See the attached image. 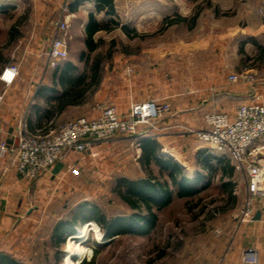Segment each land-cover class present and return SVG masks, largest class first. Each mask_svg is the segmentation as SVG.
I'll use <instances>...</instances> for the list:
<instances>
[{"label":"rangeland","instance_id":"obj_1","mask_svg":"<svg viewBox=\"0 0 264 264\" xmlns=\"http://www.w3.org/2000/svg\"><path fill=\"white\" fill-rule=\"evenodd\" d=\"M65 2L66 0H0V61H17L23 53L44 56L53 38L55 22L63 18L62 7ZM112 7L113 12L103 17L104 27L95 34L97 48L91 53H85L83 59L78 60L81 41L73 37V33L72 37L69 33L67 57L59 61L60 69L56 74L59 78L63 62L70 61L73 68L67 73L75 81H70L73 84L66 86L59 83L57 88L54 86L51 93L46 95L47 99L42 98L44 103L41 101L40 104L48 119L40 126L56 127L61 122L78 116H93L96 114L93 107L98 102L114 105L108 93L112 94L115 90L128 92L129 89V77L134 71L135 62L134 58H130V53H163L160 32L168 26L165 20L185 18L184 26L179 23L171 24L170 37L180 32L183 39L189 41L199 35L208 36L212 29L224 30L227 25L240 23L247 18L259 30L257 37L264 46V0H114ZM159 18L161 23L153 27L152 23ZM135 21L143 25L139 28L141 31L146 29L144 23L150 24L147 32H139L143 37H136L133 31L127 35L122 29L123 26L134 29ZM194 25L196 27L193 29ZM187 28H190L188 33ZM97 60L99 67L93 69L92 64ZM51 75L52 71L49 69L47 76L39 83L43 87L50 85ZM34 81L37 82V79ZM102 82L104 89L101 92L99 88ZM2 83L0 80V88ZM103 92L106 94L104 97ZM37 102L38 100L34 101L32 108H35L33 106ZM129 105L125 113H120L121 117L129 111ZM13 137L7 141L12 142L15 139ZM121 138L135 140L125 136ZM2 139L5 138L0 136V140ZM196 143L194 142L195 145H200L199 153L186 152L179 157L181 162L175 160L183 170V175L195 182L192 188L194 192L185 197H178L173 192L170 202L155 210L157 221L152 231L143 235L117 236L101 247L95 264H214L221 256L231 253L242 226L236 216L243 206L246 185L241 173L231 166L228 154L213 150L198 141ZM103 146L95 150L96 155L89 164L86 160L80 166L81 170L85 168V175L79 171L80 178H76V174H70V181L62 177L61 181H54L50 186L43 187V193L52 195L56 202L29 201V206L33 205L30 208L32 218H26L28 220L25 225L35 224L36 228L45 225L44 230H48L53 218L66 215L74 207L71 206L74 201H93L109 216L125 215L131 211L115 191L117 179H135L147 174L142 168H137L139 165L134 164V150L129 152L131 161L125 162L126 159H122L124 150L122 155L108 150L102 156ZM262 153L264 157V150ZM204 155L212 157L210 164L216 168L207 170L202 167ZM214 156L221 157L224 163L228 162L226 171L223 172L222 167L213 159ZM5 167L6 163L0 161V191L4 175L8 172ZM151 169L155 178L163 180L167 177L159 173L156 164H152ZM35 180H24L26 193L30 194L31 199H34L35 192L38 193L35 191L38 189ZM57 195H61L59 200ZM65 196L69 198L65 200ZM34 205L41 208L34 209ZM95 237V233L91 231L88 241L92 243ZM72 242L74 246L80 243ZM65 247L66 245H62L63 249ZM28 250L30 251L23 256L26 264H64L62 261L55 262L54 250L46 242ZM73 257H69L71 264H75Z\"/></svg>","mask_w":264,"mask_h":264},{"label":"crops","instance_id":"obj_2","mask_svg":"<svg viewBox=\"0 0 264 264\" xmlns=\"http://www.w3.org/2000/svg\"><path fill=\"white\" fill-rule=\"evenodd\" d=\"M177 9L180 10V7ZM68 10L71 14L69 33L71 37L73 33V37L81 41V49L78 52L80 53L78 60H80L81 53L86 52V26L89 17L92 16L97 22L102 23L103 17L107 13L113 12V7L108 8L98 0H69ZM160 20V18L157 19V22L152 23V26L159 25ZM183 23L179 22L182 25ZM144 26L146 29L141 31L139 28H142L143 25L135 21L136 37H143V34L139 35V32L149 30L148 22L144 23ZM194 27L196 25L193 26V29ZM170 29L171 24L161 30V34L159 33L162 37L161 52L163 53H130V58H134L135 62L134 71L129 77L128 92L115 90L114 93L109 92L108 95L119 113H125L130 102L156 97L166 99L170 104L171 112L160 124L168 127L165 130H150V128L145 130L151 136L149 138L154 139L157 143L156 151L158 153L181 162L179 157L183 153L193 151L195 154L200 150V145H195L198 140L186 133L184 128L202 127L204 125L203 115L206 111L214 108L232 114L240 102H249L254 99L264 103V46L261 39L257 37L259 30H256V27L247 18L240 23L227 25L221 31L212 29L213 31L211 30L208 36L199 35L189 41L184 40L180 32L170 37ZM189 29H186L187 33L190 31ZM13 63L19 64L16 79L9 85L2 83L0 88V93H3L0 103V136L5 138L0 141L9 140L12 136L16 141L17 127L21 122H24L29 130H34L44 124L48 116L43 111L40 102L44 103L43 99L48 98L46 95L51 93L54 86L57 88L56 86L59 85L57 72H55L57 68H52L53 70L47 68L45 55L23 53L17 61H0V70L5 65ZM70 64L72 63L70 62ZM49 69L52 71L51 84L43 87L39 82L47 76ZM241 71L252 73L255 76L254 82H230L228 80L229 74ZM34 79H37V82ZM114 81L117 80L114 79ZM100 87L102 92L103 82ZM102 95L104 97L106 94L103 92ZM37 100L38 102L33 106L35 108H32L34 101ZM140 140L131 141L122 138L111 140L105 146L102 145V156L104 153L106 155L108 150L117 155H120L124 150L125 153L121 154L122 159L125 158L126 161L125 159L124 161L128 162L131 161L130 158L132 159L129 152L134 150L136 152L134 164L139 165L137 168H142L147 174V169L141 163ZM98 148L95 147V150ZM93 158L88 153L69 152L64 159L55 162L48 172L35 178V185L38 188L35 191L38 193L35 192L34 199H31L30 194L26 193V181L21 179L13 169L8 170L4 175L0 191V254L6 255L18 263L26 264L23 256L27 251H30L28 248L35 249L37 244L40 246L46 242L54 251L57 249V243L51 236L52 228L58 220L67 214L53 218L47 227L48 230H44L45 225L36 228L35 224L30 223L27 227L28 225L25 224L28 219L26 218H32L30 208L33 206H29V201H34V203L36 201L56 202V199H52V195L43 193V187L50 186L54 181H61L62 177L70 181V174H76V178H80L79 171L86 174L85 168L83 167L81 170L80 166L85 164L86 160L89 164ZM175 162L177 163V161ZM177 164L179 165V163ZM230 164L233 167L232 163ZM71 168H74L75 171L73 172ZM147 176L148 174L142 177ZM61 195H57L58 200ZM67 198L69 197L65 196V200ZM77 202L83 201H74L71 206L79 204ZM36 208L41 207L34 205V209ZM257 210L260 211V217L242 223L231 253L221 256L215 263H239L242 250L252 247L257 252L259 263L264 264V200L256 201L255 212ZM34 212L37 211L34 210ZM82 228L83 226H77L74 232L66 237L62 244L66 245L64 249L62 245L59 246L63 252L60 260L62 263L64 257L67 256L65 253L69 239L82 244L81 246L79 243L76 245L77 247L83 249L88 247V243H86L87 247L83 245L88 238V232L82 239L73 238V235ZM34 245L36 246L34 247ZM85 254L86 252L83 255Z\"/></svg>","mask_w":264,"mask_h":264},{"label":"built area","instance_id":"obj_3","mask_svg":"<svg viewBox=\"0 0 264 264\" xmlns=\"http://www.w3.org/2000/svg\"><path fill=\"white\" fill-rule=\"evenodd\" d=\"M114 1V0H112ZM69 0L62 7L63 18L55 22V31L48 47L47 68H55L67 57L69 36ZM19 72V64L2 67L0 80L9 85ZM230 82L252 83L255 76L248 71L231 73ZM3 93H0V103ZM125 116L116 106L98 102L93 116H78L56 127L39 126L34 130L26 128L24 122L17 127L16 141H0V161L6 163V170L13 169L22 179L32 180L48 171L51 166L66 157L69 152L88 153L95 157V147L106 145L123 136L134 139L151 137L147 128L165 130L162 123L171 112L169 102L164 98H149L131 102ZM202 127H185V132L209 148L228 154L234 169L241 173L246 185L243 206L237 212L239 222L253 219L256 201L264 200V103L257 100L240 102L234 113L210 109L203 115ZM144 129V130H142ZM74 172L75 169L71 168ZM221 264V263H214ZM260 264L257 252L252 247L242 250L239 263Z\"/></svg>","mask_w":264,"mask_h":264},{"label":"trees","instance_id":"obj_4","mask_svg":"<svg viewBox=\"0 0 264 264\" xmlns=\"http://www.w3.org/2000/svg\"><path fill=\"white\" fill-rule=\"evenodd\" d=\"M98 1L105 4L108 8H112V0ZM164 22L166 25L179 22L185 23L186 19L177 17L172 20H165ZM103 27L104 25L101 22H97L92 16L89 17L86 26V52L81 53L82 58L85 57V53H91L97 48V41L94 39V35ZM161 28L163 29L164 26ZM122 29L127 35L132 31L133 35H136L134 29L131 30L126 26H123ZM63 66L58 82L63 86L73 84L70 81H75V79H71L67 73L69 69L73 68V65L69 61H65L63 62ZM98 67V60L94 61L92 68ZM56 68L55 72L60 68L59 63ZM140 143L142 148L141 163L147 169L148 176L136 179L120 177L117 179L118 182L115 188L120 199L131 211L125 215L109 216L93 201H83L72 207L67 215L58 220L52 228L51 236L57 243V249L54 251L56 263L61 260L63 253L59 246L65 242L69 234L74 232L77 226H83V228L73 235V238L82 239L87 235V232L90 234L93 231L96 236L95 240L90 243L88 235V238L84 242L85 244L83 243L85 247H88L83 249L74 246L71 239H69L67 245L70 247H67L65 255L71 259L74 256L75 264H95L101 247L112 242L117 236L122 234L143 235L152 231L157 221L155 210L167 205L174 195L173 192L178 197L189 196L194 192L192 188L195 182L183 175V170L171 157L162 155L156 151L158 145L154 139L145 137L140 140ZM213 159L222 167L223 172L224 170L226 171L228 162H222L223 159L218 156H214ZM211 160L212 157L204 155L201 162L202 167L207 170L216 168L210 164ZM151 164H156L159 173L167 177L163 180L155 178L150 167ZM195 180L198 182V179ZM171 185L175 188L173 189ZM86 243H88L87 246ZM84 252H86L85 255H83ZM0 264L22 263H18L6 255L0 254Z\"/></svg>","mask_w":264,"mask_h":264},{"label":"bare ground","instance_id":"obj_5","mask_svg":"<svg viewBox=\"0 0 264 264\" xmlns=\"http://www.w3.org/2000/svg\"><path fill=\"white\" fill-rule=\"evenodd\" d=\"M63 263L64 264H71V260L69 259L68 256H65L64 259H63Z\"/></svg>","mask_w":264,"mask_h":264},{"label":"water","instance_id":"obj_6","mask_svg":"<svg viewBox=\"0 0 264 264\" xmlns=\"http://www.w3.org/2000/svg\"><path fill=\"white\" fill-rule=\"evenodd\" d=\"M259 217H260V211L257 210V211L254 213L253 219H258Z\"/></svg>","mask_w":264,"mask_h":264}]
</instances>
